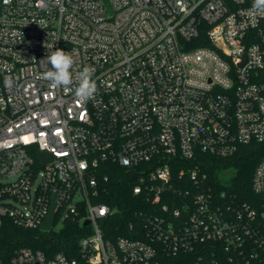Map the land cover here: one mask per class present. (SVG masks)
I'll return each instance as SVG.
<instances>
[{
	"label": "built area",
	"instance_id": "1",
	"mask_svg": "<svg viewBox=\"0 0 264 264\" xmlns=\"http://www.w3.org/2000/svg\"><path fill=\"white\" fill-rule=\"evenodd\" d=\"M109 3L0 0V230L40 228L53 202L52 229L83 226L75 257L22 247L0 264H264V156L252 202L226 199L201 166L264 144V13L253 0ZM56 50L74 60L68 93L42 78ZM85 66L97 91L81 103ZM109 163L134 170L154 208L140 212L145 239L105 228ZM173 167L186 188L170 209Z\"/></svg>",
	"mask_w": 264,
	"mask_h": 264
},
{
	"label": "trees",
	"instance_id": "2",
	"mask_svg": "<svg viewBox=\"0 0 264 264\" xmlns=\"http://www.w3.org/2000/svg\"><path fill=\"white\" fill-rule=\"evenodd\" d=\"M202 168L208 173L209 181L219 192H225L226 199L237 201H253L255 194L252 189L254 171L264 156V144L253 142L242 145L229 157H218L203 154ZM108 180L104 181L103 194L98 199L115 209V213L105 224L107 232L116 237L123 235L131 238L145 239L143 224L139 222L141 211L154 210L151 202L142 194H135L136 172L127 171L119 164L109 163L105 167ZM179 177V168L173 167L171 188H168L174 200L163 199L170 209L180 205L184 196V187ZM192 186L191 183H187ZM132 225V228H131ZM83 226L76 221L67 220L59 229L50 231L40 228H26L17 225L10 218H4L0 230V254L8 260L15 250L22 247L41 249L48 256L57 252H65L69 256L78 255V243ZM188 255L179 254L167 258V264H189Z\"/></svg>",
	"mask_w": 264,
	"mask_h": 264
},
{
	"label": "clouds",
	"instance_id": "3",
	"mask_svg": "<svg viewBox=\"0 0 264 264\" xmlns=\"http://www.w3.org/2000/svg\"><path fill=\"white\" fill-rule=\"evenodd\" d=\"M253 11L264 13V0H253ZM46 65V70L42 73V78L51 82L53 87H62L65 93L71 92L70 87L73 83L72 72L74 60L69 52L63 50L53 51L47 58L42 61ZM51 65L49 69L48 65ZM94 69L85 66L79 73L78 86L75 88V96L81 103L94 98L97 91V84L93 79ZM12 81L5 80V86L10 87Z\"/></svg>",
	"mask_w": 264,
	"mask_h": 264
},
{
	"label": "water",
	"instance_id": "4",
	"mask_svg": "<svg viewBox=\"0 0 264 264\" xmlns=\"http://www.w3.org/2000/svg\"><path fill=\"white\" fill-rule=\"evenodd\" d=\"M104 2L108 6L109 10H112V7L109 3V0H104ZM41 155L43 156V159L45 162L52 159V156L49 153L42 152ZM54 209H55V202H53V204H52V208H51V211L49 213L48 218L40 226L41 230H47L48 231V230L52 229V225L55 221V210ZM85 224H88V221H86Z\"/></svg>",
	"mask_w": 264,
	"mask_h": 264
},
{
	"label": "rangeland",
	"instance_id": "5",
	"mask_svg": "<svg viewBox=\"0 0 264 264\" xmlns=\"http://www.w3.org/2000/svg\"><path fill=\"white\" fill-rule=\"evenodd\" d=\"M61 227V225L59 224V225H57V228L59 229Z\"/></svg>",
	"mask_w": 264,
	"mask_h": 264
}]
</instances>
